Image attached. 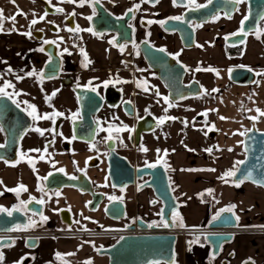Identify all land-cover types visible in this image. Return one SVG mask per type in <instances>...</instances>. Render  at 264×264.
I'll use <instances>...</instances> for the list:
<instances>
[{"label":"flooded vegetation","instance_id":"af4514ba","mask_svg":"<svg viewBox=\"0 0 264 264\" xmlns=\"http://www.w3.org/2000/svg\"><path fill=\"white\" fill-rule=\"evenodd\" d=\"M45 1H47L50 6L57 9V7L51 5L48 0H33V6H29L27 8L25 7L28 11H34L35 13H37L36 20L38 22L35 25H32L30 23L27 30V32H31V37L38 42L37 45L33 46V52H36V50L43 48L45 44L41 42L46 34L45 30L42 29V20H40V17L42 16L41 11L43 10L44 13H47V16L52 17L63 15V11L56 13L46 12ZM160 1L161 0H159V2ZM140 2L145 3L146 7L144 9H138L132 13H128L129 8H133L135 5L141 4ZM158 3L149 4L145 2V0H99V4L114 16H129V20L126 23V28L124 27L125 29H123V27L121 26L120 33L105 32L100 35L93 34L95 32L93 30L91 20L88 19V17H94L97 15L96 4L93 5V0H86L84 6L82 7L80 6V2L75 5V8L77 7L78 9H80L82 11V16L85 17L83 24L84 27L82 30L78 25L77 16L75 13H69L68 15L64 16L63 20L61 21V26L66 25L69 27V29H73V31H71L73 33V52L75 51V49L79 50L75 53H72V51H67L66 53L62 54L59 52L58 46L54 43L57 46V54L60 57V71L58 76L51 79L43 78L42 80L51 81L60 79L61 85L59 88H56L52 91V93L55 92L56 94L55 96H52L51 99H54L59 92H63L64 90L69 89L72 93V97L68 98L67 101L74 102L76 106L75 110L72 111L70 115H68V122L67 125H65L64 133L62 129H55L56 133H62V135L54 134L53 132L47 130H45V134L43 136L39 135V133L37 132L30 133V137L28 138V142L26 143L27 147L22 148L21 142L23 141V139H25V136L29 134L33 126H35V128H40L43 130L47 124H49V129H53L56 127L53 123L50 125V122H48L49 119L34 121L30 116L31 124L27 131L23 134L19 142L17 152L18 160L14 163L2 161L3 163H5V170L13 172L15 169H19L20 167L27 169L30 172V179L32 180L34 185L33 189L21 191L19 196H17L15 192L7 193L5 191V199L10 197L15 198L13 204L6 209L11 210L14 207H20L21 201L28 202L31 198L43 199L45 201L43 205L36 204L34 201V203H28V210L21 211L26 218V223L24 226L28 225L29 219L31 218V220L36 222L35 227H28L27 230L21 231H10L9 233L11 234L8 235H3L2 233H0V240L2 238L9 237L11 238V241H15L14 245L11 247H18L15 254V264H17L18 261L25 257L26 259H24L23 262L28 259L26 264H30L33 260L32 253H34V250L39 247V244L41 242H44L43 246L46 251V256H48V259H46L43 264H67L66 260L59 257V253L49 248L50 246L48 245H50L51 242H46H48L49 240L54 241L55 239L61 237L77 238L87 242H99L104 241L106 238H109V242L107 244H102L101 246L95 248L94 253L98 255V248L106 247L113 243L121 235V232L124 231L127 225L135 223V219L141 218L148 224H151L153 222L155 224H159L161 222L160 215H158V213L161 212L162 208L161 202L155 198L149 188L146 187L138 189V186L144 184L148 180V177L135 179V183L133 186H127L125 187V189L119 190L112 187L113 184L107 174V157L109 156V152L112 150L118 155L125 157L134 167L146 166V162L148 164L161 165L167 172L168 180L172 188L173 182L171 181L168 169L165 163L159 159V157H165V154H163L165 153L164 150L162 151V155H158L154 162L143 161L141 163H137L138 159L143 160L145 156L143 155L144 150L140 151L141 149L139 148V145H141L143 134L154 131L159 126V120L156 115L150 112H147L141 117L136 118V112L139 106V99L144 100V97L141 94L144 93L143 95L147 96L146 92L149 91V89L152 90L151 95L154 96L155 100L160 99L157 96V91L160 92L161 90V92H164L163 97H168L169 103L177 104V107H179L182 101H170L168 91L158 78L157 72L153 71L147 66L141 54L139 44L143 41H147L154 47L164 48L171 57L176 56L175 59L183 64L181 60V56L183 54L182 52L185 50L193 49L195 45L194 47L189 49L185 48L178 34L176 32L166 31L163 26L158 23V21L168 20L170 17L182 16L187 9H191L193 8V6L188 4V0H186L185 6H173L172 0H168V5L166 4L161 6L159 9H155L154 7ZM196 3L203 5L207 3V0H196ZM243 4L246 5L245 2ZM241 6L242 3L240 4L239 8ZM0 10H3V20L0 21L3 29L2 31H0V87H3L4 82L8 81L10 79V75L12 74L19 76V74L24 75L25 73L27 74L29 72L35 71L36 75L34 76L38 79H41L40 73L43 72L44 65L50 59V57L44 51L43 53L45 54V59L43 63L39 61L38 67L25 69L15 66L9 67L5 64V0H0ZM94 10L95 15L93 14ZM70 16H73L74 28H71L70 26ZM214 16H219V19H221L222 21L229 20V18H226L222 13H218ZM213 17L207 23L215 22ZM148 19L156 22L148 24ZM207 23L202 24L200 27H196V24L194 22L190 23L195 30V43L197 32L203 25ZM56 25L48 22L46 23V29L56 33L59 30L58 26ZM105 26L106 24L99 23L96 28L100 29ZM128 27L131 28L130 36L128 34L126 35L124 32ZM89 28L92 29V32L87 31V29ZM76 29L79 30L77 31ZM38 31L42 32V37L40 39H37L35 37V32ZM24 33V39L28 38V36L24 35ZM129 37H131L132 42L122 41L119 45H117L119 39H128ZM82 38L84 40V44H80V39ZM110 40H115V44H110ZM44 41L51 40L46 39ZM121 46H123V51H121ZM82 49L83 52L87 55V60L81 53ZM71 54L75 55L72 56ZM85 63H87V67L83 66ZM9 68H11V72L8 71ZM62 72L63 74L61 75ZM28 78L31 79L32 76H28ZM193 79L196 78L193 77L186 81L184 77V83H188ZM21 80L23 81L24 78L19 79L20 82ZM106 81L109 82L107 86H105L104 83ZM138 85L140 86L138 87ZM76 87H82L89 90L92 87H95V94L99 97L100 100L99 108L97 112L92 116L96 128L95 138L90 143L78 140L76 138L73 139L74 134L72 131V116L73 113L77 112H79V117L81 115L79 101L75 92ZM145 88H147V91H145ZM163 97L162 100H164ZM20 103L22 102H19V104ZM128 103L131 107H129ZM162 112L163 115L165 111L163 110ZM180 112V108H178L177 110H171L170 113H172L173 118H175L172 119V122L176 121L178 124L180 123ZM120 113H124L128 118L123 119L120 116ZM147 115H151L156 120L157 125L153 130L149 132H142L137 138L135 133L137 123L141 118ZM0 118L2 120V125L0 123V128H3V131H0V135L2 136L3 144L5 143V97L2 101H0ZM8 125H10L8 126L11 130L10 132H13L15 134L16 131L20 127H22L23 120H19V118L15 120L13 119L12 122L11 120L9 121ZM87 128L88 127H86L84 124L79 126V129L81 130L79 132V135L81 137H88ZM126 128L132 129L133 131H128L126 130ZM183 135L184 134H181L179 136L181 137ZM42 140L45 141L44 146L47 148L46 154L48 153L52 155L54 162L52 168L48 171L46 170V172L42 176H40L37 172L34 173L33 170L35 167L39 166L37 156L41 155L43 149H39L38 147L40 141ZM21 148L23 150H21ZM146 148L149 150H153L152 147L148 148L146 146ZM64 149H66L65 151L67 152H89L90 154L83 161V165L81 167L75 166L71 174H66L64 171H59L60 169L57 167L55 160V154ZM54 171H59L66 176H76L77 180L75 181V183L79 184V186L81 187L93 189V193L96 194L91 196L89 193H81L75 188H68L77 193L76 196L78 199L79 197L81 198V196L85 198L83 200V207L85 209V212L77 213L71 208L65 206H57V201L60 196L61 190L64 188L60 190H46L44 183L45 179H42L44 177H47L49 173H52ZM6 175L8 174L6 173ZM79 176H81L82 178H80ZM87 180L89 181L90 185H88ZM143 192L146 193V199L149 209L148 213L145 215L136 214L130 218L128 217L129 212L125 205V216L120 220H111L104 214L102 202L95 209H92L95 203L100 199L101 194L107 195L109 197H116V200H120L119 198L123 197L124 195H128L129 197L134 199L138 196V194ZM57 193H59V195H57ZM107 200H109V198H107ZM155 205H159V210L157 212L152 210ZM52 209H55L54 214L50 212ZM64 210H68L69 214L63 212ZM33 212H42L43 216L46 215L45 217H47V220L41 221L40 215L33 216ZM154 214L156 215L155 218L152 217ZM73 215H75V217H73ZM63 217L66 219H70L71 224L68 225L66 222H64ZM105 225H108L109 227L111 226L112 228L110 227L108 231H106V229L104 228ZM28 238L36 239V244L34 247L28 246ZM29 242L33 243L34 241ZM11 247L4 246L0 250H2L3 252L5 251V255H7L6 250Z\"/></svg>","mask_w":264,"mask_h":264},{"label":"crops","instance_id":"0c3cea01","mask_svg":"<svg viewBox=\"0 0 264 264\" xmlns=\"http://www.w3.org/2000/svg\"><path fill=\"white\" fill-rule=\"evenodd\" d=\"M245 15H247V6L242 3L239 10L228 21L219 19L217 22L203 25L197 32L195 47L183 51L181 56L187 70L199 74L196 76L199 83L209 84L208 92L212 99L210 113H212L214 126L209 136L211 140H215L211 153L206 151L210 149L206 146L198 147L192 144L196 141L203 144L205 140L203 134L202 136L195 133L184 134L178 138L177 143L176 137L170 136L164 139L166 143L174 144L167 150L170 165L167 169L170 177H173L172 191L176 188L173 194L178 203L179 217L183 218L184 225L185 210L197 218L194 225L178 227L176 231L193 230L198 236L203 235L212 217L230 205H235L232 212L234 218L239 217L238 221L235 219L237 229L234 230L233 238L222 246L216 256L211 254V246L205 241H199L194 246V252L190 249L187 251L186 241L181 234H178L174 264H246L248 261L264 264V233L255 231L256 228L264 227V190L245 181L236 187L232 178H229L228 183L220 178L232 166L235 151L242 149L243 135L240 133H245L251 124L259 130H264V116L257 111L259 109L264 112V24L259 25V38L257 33H249L243 44L232 47H240L237 54H227L224 42L226 36L238 33ZM233 67L251 69L255 75L253 83L249 85L232 83L229 72ZM197 68L201 70L196 71ZM209 68L215 71H209ZM213 89L218 91H212ZM166 145L168 146L165 144L164 147ZM146 146L152 147L153 150L157 149L148 141ZM65 150L57 152L55 160L57 167L63 169L66 174H71L75 166L81 167L90 154ZM163 150L165 152V149ZM242 159L243 157L238 161ZM188 169L195 171H187ZM208 169H215V171ZM0 181H2L0 207L4 208L10 207L15 200L13 197L5 199V191L11 193L13 191L9 189H15L21 184L27 189L34 188L27 169L20 167L13 172L5 170V163L2 161H0ZM76 195L77 193L71 189H62L57 206L71 208L77 213L85 212L83 207L85 198L81 196L78 199ZM122 198L129 212L128 217L148 213L146 193H140L134 199L128 195ZM158 206L155 205L152 210ZM152 217L155 218L156 215ZM105 229L108 231L109 228ZM179 237L180 240L182 239L180 242ZM108 242L109 238L99 242H87L77 238L61 237L48 246L57 253L74 255L73 260L67 261V264H86L87 261H91L92 264H108L106 256H98L94 253L96 247Z\"/></svg>","mask_w":264,"mask_h":264},{"label":"water","instance_id":"95a60500","mask_svg":"<svg viewBox=\"0 0 264 264\" xmlns=\"http://www.w3.org/2000/svg\"><path fill=\"white\" fill-rule=\"evenodd\" d=\"M147 3L154 4L152 0H148ZM245 3L249 19L244 23V31L247 35L249 33H258L260 30L259 25L264 20L261 19V17L264 16V0H245ZM185 4L186 0H182L179 6H185ZM239 6L240 4L227 3L226 0H213V3L206 8H200L198 10H193V8L187 9L182 15L185 17L183 23L168 19V22L163 25V28L166 31L176 32L183 46L189 49L195 45V30L191 26V22H194L196 25H202L207 23L218 13H222L226 18H228V15L232 17L237 12ZM96 8L97 15L91 19L92 27L96 35L105 32L120 33L121 26L123 29L126 28L129 16L116 17L99 3L96 4ZM45 10L48 13L57 12L56 8L50 6L47 1H45ZM69 21L71 28H74L73 16L69 17ZM99 23L106 24V26L97 29L96 26ZM127 29L124 32L126 35L128 34L130 36L131 28L128 27ZM247 35H230L228 36L229 39H225V44L230 47H238L243 44L240 43V41H244ZM35 37L40 39L42 37V32H35ZM126 38L119 39L117 45L122 41L132 42L131 37L128 39ZM139 47L147 66L157 72L158 78L167 89L170 101L181 102L201 94L202 87L198 80L193 79L188 83H184L187 70H185L186 67L183 64L171 57L167 52L162 53L157 51V49L160 48L154 47L148 42H141ZM43 48L44 52L50 57L49 61L51 60V63L48 61L43 67V78L51 79L59 74L60 57L57 54V46L54 43L44 44ZM229 79L232 83L237 85H249L253 83L255 75L249 68L233 67L231 72H229ZM75 92L79 101L81 115L79 118L75 119V121H72V131L76 139L90 143L95 138L96 128L92 116L97 112L100 100L95 92L89 89L76 87ZM3 99L4 97H0V101ZM128 105L131 107L129 103ZM18 118L19 120H23V125L14 134L10 132L11 130L8 127L10 125H8V123L10 120L12 122L13 119L15 120ZM0 123L2 125L1 118ZM30 124V116L21 107L17 108L16 105L12 103V100L5 97V143H3L5 147L0 148V161L14 163L18 160L17 152L19 142ZM83 124L88 127L87 138L79 135L81 131L79 126ZM156 125L157 122L151 115L141 118L135 130L137 138L142 132L153 130ZM242 149L244 158L241 161H245V163L237 165L240 171L237 172L236 177L232 178V182L242 178L247 172L251 171L252 179L245 180V182L264 190V186H260L261 183H264V130H259L254 124H251L250 128L242 137ZM107 165V174L113 184L112 187L123 190L127 186H133L135 179L148 177V180L144 184L138 186V189L147 187L152 191L155 198L162 204L161 210H163L164 218H170L172 211L178 210V203L170 186L167 172L161 165H157L155 168H148L146 166L134 167L125 157L118 155L112 150L107 157ZM69 177L70 176H66L59 171L52 172L44 181L46 190L75 188L79 192L89 193L91 196L96 194L93 193L92 188L88 189L81 187L79 184L75 183L77 179L72 180L69 179ZM79 177L82 178L81 176ZM87 183L90 185L88 180ZM107 198H109V196L101 194L100 199L95 203L92 209H95L102 202L103 211L107 218L111 220L122 219L125 216L124 202L122 200H107ZM63 212L69 214L68 210H64ZM63 221L68 225L71 224L70 219L64 218ZM25 223L26 218L21 211L13 212L11 217L7 216L6 213H0V233L2 234L9 233L10 231H8V229L17 225L24 226ZM151 224L155 223L153 222ZM148 225L150 224L144 222L141 218L135 219V223L127 225L121 235L113 243L106 247L98 248V255L106 256L108 264H170V262H174L175 244L178 238V234L175 230L178 227H149ZM161 229H165L168 232L158 233L157 231ZM236 229L237 221L233 213L230 212H223L219 220H210L207 223L204 229L205 231H203V237L205 242L211 246L212 255L216 256L219 254L222 246L233 238L234 230ZM121 237H123V239H121ZM4 239L11 241L9 237L2 238L1 240ZM35 240V238H28V246L34 247L36 244ZM29 241L34 242L30 243ZM27 261L28 259L24 261L23 264H26Z\"/></svg>","mask_w":264,"mask_h":264},{"label":"rangeland","instance_id":"374dc122","mask_svg":"<svg viewBox=\"0 0 264 264\" xmlns=\"http://www.w3.org/2000/svg\"><path fill=\"white\" fill-rule=\"evenodd\" d=\"M49 1V0H48ZM33 0H5V64L8 65L9 67H19V68H35L39 66V61L43 63L45 59V54L43 52H38L39 50H36V52H33V46L37 45V41L32 38L28 37L24 39L23 33L27 32L28 30V25L31 23L33 19H36L37 13L34 11H28L26 8L32 5ZM80 0H74V2H66V0H50L51 5L63 9V15L61 16H47L45 15L44 11L42 10V16L45 18L42 20V29L45 30V36L41 40L43 43L44 40L49 39L53 41L59 49L60 53H66L67 51H72V53H75L79 49H75L73 52V42H72V37L73 33L71 31H68L69 27L66 25L61 26V21L63 20L64 16L68 15L69 13H75L77 16L78 20V25L80 26L81 30L83 29V24L85 17L82 16V11L78 9L77 7L75 8V5L78 4ZM141 4L139 7L140 9H144L145 3L140 2ZM35 4V3H34ZM168 5V0H161L154 8L159 9L163 5ZM26 7V8H25ZM37 7V5H36ZM74 7V8H73ZM25 8V9H24ZM151 8V6H150ZM149 8V9H150ZM18 11H22L25 15L20 16L16 15L15 21L11 20V17L15 15ZM151 19H148L150 21ZM219 19H217L218 21ZM221 20V19H220ZM216 21V20H215ZM216 21V22H217ZM51 22L52 24L58 26L59 30L58 32L54 33L52 31H49L46 29V23ZM225 42V40H224ZM80 44H84L83 38L80 39ZM67 50V51H65ZM98 54V53H97ZM72 56L75 54H71ZM140 63V62H139ZM64 72V71H63ZM61 73V75L63 74ZM18 75H10V79L8 82L12 83L14 85V88H8L6 91L10 94L13 93H20L19 95H13V99L16 100L17 102H22L19 105L25 110L27 113L31 111L30 108H28V105H35L37 109V114L43 116L44 114H48L49 116H52L54 112H59L62 113L63 115L60 116H54L53 119L55 120V129L59 128L62 129V131H65V125H67L68 122V115L72 113V111L75 110V104L74 102L67 101L68 98H71V92L69 89L64 90L63 92H59L57 96L54 99L47 100L46 97H51L52 98V91L55 90L56 88H59L61 85L60 79L56 80H51V81H45L42 79H38L35 76H32L31 79L28 78L27 74L25 73L24 75L19 74V77L24 78V80L21 82L16 78ZM196 76H199V74H194L192 71L187 70L185 80H189L190 78H193ZM199 78V77H198ZM202 86V92L199 96L192 97L189 99H186L182 101L177 107V104H172V107H169V102L166 103L164 100H162V97L164 95V92H161L160 94L157 95L160 99L155 100L154 96H152V90L149 89L147 91V96L141 94L144 97V100L139 99L138 103V110L136 112V118L141 117L142 115L146 114L147 112L153 113L158 117V120L160 117H173L171 110L175 109L177 110L180 108V123L178 124L176 121L172 122V119H165V123L160 124L159 126L152 132L143 134V137L141 139V145H139V148L142 151L143 149L146 148V141L149 143H152L157 147V149L154 150H149L143 151L145 155L143 160L138 159L137 163H141L143 161H149V162H154L158 155H162V150L165 149V152H167L168 149H171L173 147V143L171 142L166 143L165 142V137H176V143L178 142V138L180 137L179 135L181 134H197L201 135L202 134L205 136L204 143L202 144L200 141H196L195 143L193 142L192 144H195L198 147H203L206 146L208 148H212L213 145L215 144V140H211L209 133L213 132V123H212V113L211 112V96L209 95L208 88L209 84L204 83ZM146 97V98H145ZM148 97V99H147ZM151 97V98H150ZM49 101V102H48ZM18 102V103H19ZM27 102V103H25ZM167 109V111H165ZM165 111V113L162 115V111ZM207 112V115H201V113ZM120 116L123 119H127L126 115L124 113H120ZM39 119L38 121H40ZM185 121L187 124H185ZM50 125L52 124V120H49ZM35 126H33L32 129H34ZM67 128V127H66ZM30 130L29 134L25 136V139L21 142L22 148L27 147V140L30 137V133H34L36 131ZM49 129V124H47L44 128V130ZM209 129H212L209 131ZM67 130V129H66ZM3 139L2 136L0 135V144H2ZM175 143V144H176ZM165 144H168L164 147ZM45 141L42 140L40 141L39 144V149H43L42 153L40 156H37L38 158V164L39 166L35 167L33 172H37L40 176H42L46 170H50L52 168L54 159L53 156L50 154H46L47 148L44 146ZM149 147V146H148ZM164 147V148H163ZM21 148V150H23ZM151 148V147H150ZM50 150V149H49ZM159 150V151H158ZM165 154V153H163ZM165 157H159L162 162L165 163L166 167L169 169V156L164 155ZM43 157V158H41ZM244 158V152L242 149H239L235 151L234 153V159H233V164L230 166L228 170H231L236 166V162ZM33 173V174H34ZM171 181L173 182V177H170ZM229 180V178H228ZM174 185V183H172ZM176 189V188H175ZM209 195V192H207ZM200 196V195H199ZM188 209V208H187ZM159 206L154 209V211H158ZM51 213H55V209L50 211ZM45 214V213H44ZM46 216V215H45ZM75 217V215H73ZM184 219H185V225L186 226H191L194 225L197 221V218H195L194 214L188 213V210H185L184 213ZM77 223V222H76ZM75 223V224H76ZM111 227V226H110ZM108 225H105L104 228H110ZM183 240L188 242L187 246V251L192 250V252L195 251L194 246L198 244L197 243H190L191 241L195 240L196 237H198L197 232L193 230H186L183 234ZM182 240V239H181ZM179 237V242L181 241ZM49 242H55L49 240L46 243ZM44 242H41L39 244V247L34 250L33 254V260L31 261L30 264H43L46 259H48V256H46V251L44 248ZM55 248V247H54ZM18 247L14 246L11 248H8L6 250L7 255H5V260L3 264H15L16 261V252H17ZM191 253V251H190ZM15 255V256H14ZM18 256V255H17ZM59 257L63 258L66 261H72L73 256H68L59 253ZM156 264V263H154Z\"/></svg>","mask_w":264,"mask_h":264},{"label":"snow or ice","instance_id":"6c2138e0","mask_svg":"<svg viewBox=\"0 0 264 264\" xmlns=\"http://www.w3.org/2000/svg\"><path fill=\"white\" fill-rule=\"evenodd\" d=\"M49 2H50V0H49ZM66 2H74V0H66ZM85 2H86V0H80V6L81 7L84 6V3ZM145 2H148V0H145ZM152 2L153 3H158L159 0H152ZM226 2L227 3H233V4H236V5H239L241 3H244L245 0H226ZM13 3H14V0H13ZM98 3H99V0H93V5L98 4ZM172 3H173V6H179L182 3V0H172ZM212 3H213V0H207V4L201 5V4H197L196 3V0H188V4H190V5L193 6V10H198L200 8H206V7H208V5H211ZM139 7H140V5L137 4L133 8H129L128 9V13H132L135 10H138ZM56 11L57 12H61V11H63V9L57 8ZM93 14L95 15V10H94ZM16 15L23 16L25 14L22 11H18L15 15H13L11 17V20L12 21H15ZM45 15H47V13H45ZM226 15H228V14H226ZM44 18H45L44 16H41L40 17V20H43ZM228 18L230 19L231 16L228 15ZM88 19L91 20L92 17H88ZM169 19L170 20H174V21H179V22H182V23L185 21V17L184 16H175V17H170ZM213 19L214 20L219 19V16H214ZM248 19H249V17L247 15H245L244 18H243V20L241 21V29H240L239 33H234L232 35H247V33L244 31V23ZM261 19H264V16H262ZM2 20H3V10H0V21H2ZM37 22L38 21L36 19H33L31 21V24L32 25H35ZM154 22H156V21H151V20L150 21H147L148 24H152ZM167 22H168L167 20L158 21V23H160L161 26L165 25ZM200 26L201 25H196V27H200ZM130 27H131V25H130ZM2 30H3L2 29V24H0V31H2ZM76 30L78 31L79 29H76ZM68 31H73V29H68ZM87 31L92 32V29L89 28V29H87ZM93 34L95 35L96 33H93ZM24 35H27L28 37H31V32L29 31L27 33H24ZM149 35H150V33H149ZM257 38H259V32L257 33ZM225 39H229V37H226ZM43 43L48 44V43H54V42L53 41H44ZM109 43L110 44H115V40H110ZM145 43H147V41H145ZM240 43H244V41L241 40ZM39 51L43 52L44 51V48H40ZM65 51H67V50H65ZM121 51H123V46H121ZM157 51L163 53V52H166V49L160 48V49H157ZM81 53H82V55L85 56V59L87 60V55H86V53L83 52V49L81 50ZM173 58H176V56H174ZM49 63H51V60L49 61ZM83 66L84 67H87V63H85ZM185 70H187V69H185ZM200 70H201L200 68H197L196 69V71H200ZM208 70L209 71H215L214 69H211V68H209ZM249 70H251V69H249ZM8 71L11 72L12 71L11 68H9ZM230 72H231V70H230ZM218 74L219 73L217 72V75ZM27 75L28 76H34V75H36V73H35V71H33V72L27 73ZM43 75H44L43 72H41L40 73L41 79H43ZM16 78L18 80L19 79H22V77H19V76H17ZM104 83H105V86H107V84L109 82L106 81ZM139 86L140 85H138V87ZM8 88H14V85L12 83L8 82V81H5L3 87H0V97H7V99L12 100V103L15 104L17 108H19L20 105H19V103L16 100L13 99V95H19L20 93L16 92V93L10 94V93H8L6 91V89H8ZM90 90L92 92H96V88L95 87H92ZM145 91H147V88H145ZM212 91H218V90L217 89H213ZM55 94H56L55 92L52 93V96H55ZM157 95H159V92L158 91H157ZM46 99L47 100H50L51 97H46ZM163 99H164V101L166 103H168V97L165 96V97H163ZM25 103H27V102H25ZM168 106L169 107H172L173 105L171 103H169ZM28 108L31 109V111L28 112V115L31 116L34 121L35 120H39V119H49V120H52V123L53 124H55V120L53 119V117L54 116L63 115L62 113L54 112L52 114V116H49L48 114H44L43 116H41V115H38L37 114V109H36V106L35 105L29 104L28 105ZM165 111H167V109H165ZM257 111L260 112V115L261 116H264V112H261L259 109H257ZM201 115H205L206 116L207 115V112L201 113ZM78 117H79V112L73 113L72 119L74 121ZM165 119H175V118H173V117H167V118L161 117L159 119V123L160 124L165 123ZM220 119H225V117H220ZM252 119H255V118H252ZM185 124H187L186 121H185ZM213 128H214V126H213ZM32 130L33 131H36L41 136H43L45 134V130L40 129V128H34ZM126 130L133 131L132 129H127V128H126ZM211 130L212 129H209V131H211ZM0 131H3V128H0ZM47 131H51L54 134H60V135H62V133H56L55 128L49 129ZM240 134L241 135H245V133H240ZM73 139H75V137H73ZM3 147H5V145L4 144H0V148H3ZM143 150L144 151H147V149H143ZM36 151H39V150H36ZM206 151H208L209 153H211L212 149L210 148V149H207ZM229 151H231V149H229ZM165 155H167V152H165ZM41 158H43V157H41ZM158 163H159V161H158ZM244 163H245V161H237L236 162V165H242ZM156 166H157L156 164H148L146 162V167H148V168H155ZM208 170L209 171H215V169H208ZM59 171L63 172L64 170L63 169H60ZM187 171H195V170L194 169H188ZM238 171H240V169L234 166L233 169L226 171L220 178L223 179L225 181V183H228V178H234V177H236ZM49 175H51V173H49ZM42 179H47V177H44ZM69 179L75 180V179H77V177L76 176H70ZM249 179H252V172L251 171L247 172L246 175H244L242 178H240L238 180H235L233 182H234V184H235L236 187H239L242 183H244L245 180H249ZM0 183H2V181H0ZM260 186H264V183H261ZM9 191H13V192H15L17 194V196H19L20 192L21 191H27V188L23 184H21V185H19L15 189H9ZM173 191H175V189H173ZM208 191L211 192V190H208ZM0 194H2V193H0ZM57 195H59V193H57ZM116 199H117L116 197H109V200H116ZM119 199L122 200L123 198L120 197ZM33 201L36 204H40V205H43L45 203V201L43 199L31 198L28 202L21 201L20 202L21 206L20 207H14L12 210L6 209L4 207H0V213H6L7 216L11 217L13 215V212H20L22 210L23 211H27L28 210V203H31ZM234 208H235V205H230V206H228V207H226L224 209H221L220 211H218L215 214V216L212 217V220L213 221L219 220L221 218V214L223 212H230V213H232ZM32 215L33 216L40 215L41 221H46L47 220V217L43 216V213L42 212H40V213L33 212ZM158 215L161 216V222L159 224H150V225H148L149 227H153V226H156V227H165V228H169V227H185V225L183 223V218L182 217H179V213L176 210H173L172 211L170 218H164L163 210H161V213H158ZM233 215H234V213H233ZM235 219L238 221L239 220V217L237 216V217H235ZM35 226H36V222L33 221V220H31V218H30L28 225L23 226V227L20 226V225H17L14 228L8 229V231L27 230L28 227H35ZM121 239H123V237H121ZM199 239H200V237H196V239L193 240V241H191L190 243H197L199 241ZM14 243H15L14 240H12V241H9L7 239L0 240V249H2L4 246L11 247V246L14 245ZM24 259H26V257L25 258H22L20 261H18L17 264H23V260ZM4 260H5L4 252L2 250H0V264H3ZM86 264H92V262L91 261H87ZM170 264H174V262H170ZM246 264H254V262L253 261H248V262H246Z\"/></svg>","mask_w":264,"mask_h":264},{"label":"trees","instance_id":"16d2710c","mask_svg":"<svg viewBox=\"0 0 264 264\" xmlns=\"http://www.w3.org/2000/svg\"><path fill=\"white\" fill-rule=\"evenodd\" d=\"M260 24H264V20ZM226 50H227V54H229V55L237 54L240 51V47L239 48H232V47H229L226 45ZM198 237H200L199 241H203V242L205 241L203 235H200ZM185 244L187 245L188 242H186Z\"/></svg>","mask_w":264,"mask_h":264},{"label":"built area","instance_id":"2783aa9c","mask_svg":"<svg viewBox=\"0 0 264 264\" xmlns=\"http://www.w3.org/2000/svg\"><path fill=\"white\" fill-rule=\"evenodd\" d=\"M175 231H176V230H175ZM255 231H257V232H261V233H264V227L256 228ZM157 232H158V233H166V232H168V231L165 230V229H161V230H158ZM184 232H185V230H177V231H176L177 234H183ZM8 234H11V233H6V235H8ZM3 235H5V234H3Z\"/></svg>","mask_w":264,"mask_h":264}]
</instances>
